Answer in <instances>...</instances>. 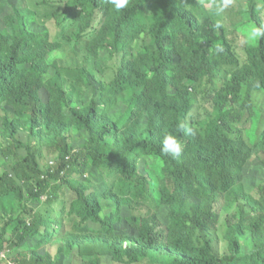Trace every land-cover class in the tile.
<instances>
[{"label": "trees", "instance_id": "16d2710c", "mask_svg": "<svg viewBox=\"0 0 264 264\" xmlns=\"http://www.w3.org/2000/svg\"><path fill=\"white\" fill-rule=\"evenodd\" d=\"M148 1L0 0V148L14 163L0 198L23 209L1 228L0 250L8 231L13 247L39 237L11 264H57L43 244L76 254L75 238L90 235L95 253L81 264H264V178L248 176L255 155L264 163V127L240 128L251 91L264 89V35H254L264 0H218L222 13L158 0L143 14ZM246 30L242 61L228 34ZM221 66L233 68L225 83L197 95ZM165 135L180 140L179 156L162 152ZM51 178L71 195L58 219L34 213Z\"/></svg>", "mask_w": 264, "mask_h": 264}, {"label": "rangeland", "instance_id": "374dc122", "mask_svg": "<svg viewBox=\"0 0 264 264\" xmlns=\"http://www.w3.org/2000/svg\"><path fill=\"white\" fill-rule=\"evenodd\" d=\"M27 5L31 6L30 3L33 0H24ZM158 0H149L144 9L142 10L143 14H149L151 12H154L158 8L157 4ZM184 2V4L188 7L192 6V1L194 0H180ZM200 3L202 7L205 9H215L219 10L220 13L226 11L222 5H220V2L218 0H195ZM96 21H104V12L97 11L96 12ZM219 19L221 17H218ZM98 23L97 25H99ZM48 25L50 27L51 35L52 38L54 39L56 36V33L58 31V27L55 24L54 19H49L48 20ZM249 30L246 31H239L238 33L234 34H228L230 40L233 43L234 49L237 50L239 53L240 59L243 61L245 59V54H244V45L246 42V34L245 32H248ZM94 30H91L89 33L85 35V37L90 38L94 34ZM104 49H107L104 47ZM129 49V48H128ZM74 55V54H73ZM121 57L117 58H112L109 63L113 64L114 66L120 64ZM104 63L103 59L98 58V63L97 66L99 67L101 64ZM233 70V68L229 66H221L219 72L217 73L214 81L212 83H208L206 80L201 81V85L198 87L197 90V95H201L203 93L204 97L207 96H212L214 92H216L227 80L228 74ZM246 90V87H243L242 93ZM251 100L248 105V111L245 112L243 121L240 124V128H252L256 127L259 125L260 128L264 127V89H261L259 91H251L250 93ZM199 103H200V110L201 112H204L206 107L204 104L209 105L208 100H204L201 96L199 97ZM74 144L79 145L82 142L85 141V136L83 133L79 131H74ZM251 140L254 139V129L252 132L249 134ZM0 142L3 144L6 142L5 139H1ZM49 161L50 165H54L52 159H43L42 163H45ZM13 159H7L3 157L1 148H0V173H3L5 171L7 172H12L13 169ZM142 165V162H141ZM248 176L250 179H253L255 181L260 180L264 178V163L260 162V156L255 155L252 163L250 164L248 168ZM142 179V178H141ZM49 188L46 191V199L41 202L40 205H38L35 208L34 213L37 215H41L43 217H46L49 214H55L56 217H53L55 219H58L59 212L64 204H66L71 195L67 192L66 190V195L64 197L61 196L59 192H56V188L62 187L60 185V181L57 178H51L49 180ZM55 192V193H54ZM50 194H55V198L51 201L48 202V197ZM60 198H56L59 197ZM23 212L22 206L19 204V201L13 196V195H8L6 197L0 198V232L1 228L4 226L6 222L9 220H14L18 216H21ZM58 212V214H57ZM24 218V216H23ZM28 221V220H26ZM19 224V222L15 221L12 226V230L15 229V227ZM127 224V223H126ZM64 230V228H63ZM49 233H52V230H49ZM7 243H4V248L3 250H0V252L5 253V259L2 261L6 262V264H11L9 261H11L10 258L14 257L16 252L25 246H29L32 249H35L38 245V240L39 237H37L35 240L32 241H27V239L21 243L13 247V244L16 243V238H13L10 232L8 231L6 233V237L4 238ZM78 240V241H76ZM96 240L95 235H90L88 238H81L77 236L75 238V241L79 244V250L78 253H72L70 255L65 254L64 252H58L60 245L57 244L55 241L50 240L48 243L43 244L39 249L38 252L42 255H44L46 252L50 253L53 257L58 255V261L57 264H81L82 260L90 255H93L95 253L94 243ZM225 247V244H220L216 246V250L218 252H222L223 248ZM0 264H2L0 262ZM101 264H118L115 262H112L110 257L108 256H103L101 259ZM139 264H151L150 262H144V263H139Z\"/></svg>", "mask_w": 264, "mask_h": 264}, {"label": "clouds", "instance_id": "9594fccd", "mask_svg": "<svg viewBox=\"0 0 264 264\" xmlns=\"http://www.w3.org/2000/svg\"><path fill=\"white\" fill-rule=\"evenodd\" d=\"M111 5L114 6L116 10L123 9L126 4L128 3V0H109ZM255 36L264 35V33H261L260 30H256L254 32ZM182 131H184L186 134H191V129L184 127V125L179 126ZM182 144L180 140L175 135H165L162 139V152L165 154H171L173 157H177L182 152ZM42 199L45 200L46 196H42Z\"/></svg>", "mask_w": 264, "mask_h": 264}, {"label": "built area", "instance_id": "2783aa9c", "mask_svg": "<svg viewBox=\"0 0 264 264\" xmlns=\"http://www.w3.org/2000/svg\"><path fill=\"white\" fill-rule=\"evenodd\" d=\"M5 259V253L4 252H0V260Z\"/></svg>", "mask_w": 264, "mask_h": 264}, {"label": "crops", "instance_id": "0c3cea01", "mask_svg": "<svg viewBox=\"0 0 264 264\" xmlns=\"http://www.w3.org/2000/svg\"><path fill=\"white\" fill-rule=\"evenodd\" d=\"M247 40V39H246Z\"/></svg>", "mask_w": 264, "mask_h": 264}]
</instances>
